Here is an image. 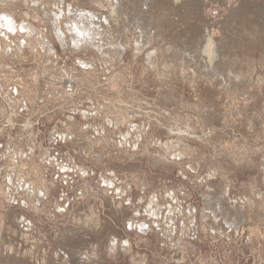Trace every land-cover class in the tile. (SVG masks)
<instances>
[{
    "label": "rangeland",
    "instance_id": "obj_1",
    "mask_svg": "<svg viewBox=\"0 0 264 264\" xmlns=\"http://www.w3.org/2000/svg\"><path fill=\"white\" fill-rule=\"evenodd\" d=\"M2 14L0 264H264V0Z\"/></svg>",
    "mask_w": 264,
    "mask_h": 264
},
{
    "label": "bare ground",
    "instance_id": "obj_2",
    "mask_svg": "<svg viewBox=\"0 0 264 264\" xmlns=\"http://www.w3.org/2000/svg\"><path fill=\"white\" fill-rule=\"evenodd\" d=\"M127 12V11H126ZM9 17V16H8ZM7 16H4V14H2V15H0V23H2L3 21H6V22H9L10 21V19L8 18ZM89 17V16H88ZM77 20V19H76ZM131 20V19H130ZM89 21V20H88ZM5 22V23H6ZM78 22V21H77ZM4 23V22H3ZM9 23H11L10 25H12L13 23L10 21ZM79 23V22H78ZM83 23H84V21H83ZM1 25V24H0ZM8 25V23L5 25V26H7ZM9 26V25H8ZM90 26V25H89ZM10 27V26H9ZM14 27V26H13ZM2 28V27H1ZM74 29H78V26L76 27V28H74ZM79 29H81V28H79ZM85 29H89V28H85ZM77 31V30H76ZM75 31V32H76ZM79 31V30H78ZM77 31V32H78ZM89 31V30H88ZM76 32V33H77ZM82 32H84V30H82ZM87 31L85 30V32H84V34L86 33ZM90 32V31H89ZM89 32L88 33H86V35H88L89 34ZM79 33H81L80 31H79ZM79 35V34H78ZM85 36V35H84ZM212 43V42H211ZM212 47H213V45L212 44H210V43H208L207 45H206V51H207V55H208V57L210 58V59H212ZM234 221V220H233Z\"/></svg>",
    "mask_w": 264,
    "mask_h": 264
}]
</instances>
